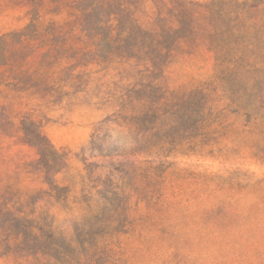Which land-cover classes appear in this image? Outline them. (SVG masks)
Here are the masks:
<instances>
[{
  "label": "rangeland",
  "instance_id": "obj_1",
  "mask_svg": "<svg viewBox=\"0 0 264 264\" xmlns=\"http://www.w3.org/2000/svg\"><path fill=\"white\" fill-rule=\"evenodd\" d=\"M26 22L22 9L0 0V34L21 29ZM89 26L83 31L66 27L63 34L31 41L10 60L0 59L2 199L11 198L10 192L28 190L26 200L40 199L48 208L53 229L85 239L84 248L93 246L96 232L107 230L103 240L121 264H264V248L239 247L227 239L251 232V224L234 215L230 205L250 202L253 193L195 175L241 180L243 176L235 172L247 171L264 176V161L253 157L256 136L248 132L246 118L234 117L230 101L211 87V107L227 108L226 128H230L220 135L213 152H168L157 159L143 155V140L132 141L148 128L147 123L129 133L123 126L128 120L117 117L113 107L116 95L135 96L140 76L110 56L98 58L109 47L88 35ZM213 72V53L196 29L176 45L151 100L162 97L164 87L201 85ZM139 89L136 95H142ZM38 129L62 156L56 164L42 158L34 143L26 142L35 140ZM149 159L156 162L150 164ZM121 192L128 197L126 203ZM102 201L107 205L83 226L79 219L85 208ZM114 213L119 218L115 230L97 225ZM5 217H0V225ZM54 243L67 251L60 239L48 240L50 253L55 252ZM0 264L13 263L0 258Z\"/></svg>",
  "mask_w": 264,
  "mask_h": 264
},
{
  "label": "trees",
  "instance_id": "obj_2",
  "mask_svg": "<svg viewBox=\"0 0 264 264\" xmlns=\"http://www.w3.org/2000/svg\"><path fill=\"white\" fill-rule=\"evenodd\" d=\"M9 4L22 9L27 22L21 29L0 34V59L10 60L30 47L31 41L43 42L55 33L63 34L66 27L83 31L90 24L88 35L109 47L98 58L110 56L140 76L136 88H141L142 95H136V88L135 96L116 95L113 107L117 117L128 120L123 126L129 133L147 123L148 128L132 141L139 137L143 140V155L157 159L168 152L212 153L220 135L230 130L226 128L227 108L211 107L210 90L214 87L230 101L234 117L246 118L248 132L256 136L253 157L264 161V0H9ZM196 29L203 33L214 56L211 78L191 88L164 87L163 96L151 100L155 88L161 86L156 80L172 60L176 45L193 36ZM143 89L147 90L145 94ZM166 128L172 131L160 133ZM26 142L34 143L42 158L53 164L62 157L39 129L35 140ZM4 144L0 139V148ZM155 162L149 159L150 164ZM235 173L243 179L201 172L195 175L253 193L250 202L230 205L234 215L238 214L244 224H251V232L227 239L239 247L264 248V176L247 171ZM28 192H4L11 198L0 196V217L7 215L0 225V258L13 264H49L50 259L55 264H121L103 240L107 230L96 232L93 246L84 248L85 239L56 232L48 208L40 199L26 200ZM121 198L125 202L124 192ZM107 203L85 208L79 222L83 224ZM110 218L96 223L115 230L118 214ZM58 239L67 251L54 243L52 254L46 244Z\"/></svg>",
  "mask_w": 264,
  "mask_h": 264
}]
</instances>
